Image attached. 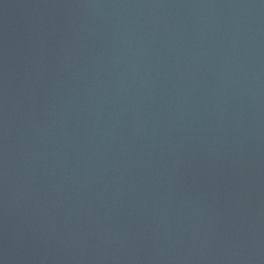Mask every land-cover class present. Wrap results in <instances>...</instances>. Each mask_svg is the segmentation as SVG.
<instances>
[{"label":"water","instance_id":"1","mask_svg":"<svg viewBox=\"0 0 264 264\" xmlns=\"http://www.w3.org/2000/svg\"><path fill=\"white\" fill-rule=\"evenodd\" d=\"M0 264H264V0H0Z\"/></svg>","mask_w":264,"mask_h":264}]
</instances>
